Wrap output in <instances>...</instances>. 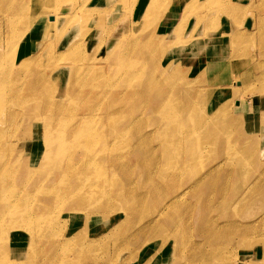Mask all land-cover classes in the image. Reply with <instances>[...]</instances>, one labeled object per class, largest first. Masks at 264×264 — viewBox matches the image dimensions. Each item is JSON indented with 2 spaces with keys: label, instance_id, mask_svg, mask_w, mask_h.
I'll list each match as a JSON object with an SVG mask.
<instances>
[{
  "label": "rangeland",
  "instance_id": "obj_1",
  "mask_svg": "<svg viewBox=\"0 0 264 264\" xmlns=\"http://www.w3.org/2000/svg\"><path fill=\"white\" fill-rule=\"evenodd\" d=\"M40 3L50 6L47 14H34ZM149 3L148 0H0V237H5L7 243V249L5 246L0 252L3 255L0 264L5 263L7 256L19 259L9 261L16 264H222L225 260L224 264H234L239 259L243 262L251 253L264 254V228H261L264 184L256 183L252 190L248 189L251 182L264 174V114L257 120L245 118L242 113L248 111L247 105L235 112V102L228 98L230 89L239 101L246 99V104L264 107L261 39L264 27L259 20L251 21L264 15V0H156L148 14ZM50 13L57 16L54 24L45 20ZM227 20L232 22L229 32ZM178 21L183 25L177 26ZM196 31L210 32V41L187 38ZM134 40H140V44L130 45ZM219 41L223 44L217 47ZM75 42H81V47L65 55L58 53ZM196 45L207 47L206 70L224 61L223 76L219 78L224 84H218L210 73L205 77L206 70L197 65L201 63L198 59L201 51ZM229 56L231 60L225 61ZM29 57L33 59L30 61ZM229 62H235L236 70L242 72L227 71ZM137 90L141 94L134 93ZM220 92L224 97L219 98ZM254 97L260 102L247 101ZM219 100L225 104L226 114L212 118L209 113L221 104ZM55 101L61 104L58 110L51 106ZM182 109H188V115L169 127L170 119L180 115ZM81 110L86 111L87 118L77 124L86 125L92 132V139L89 138L92 144L86 154L94 162L87 169L76 165L78 175L74 178L69 172L65 175L67 167L59 162L57 175L49 179L54 169L51 162L46 167L41 164L46 162L43 150L53 144L47 138L48 130L42 126L48 127L45 121L53 117L50 122L53 126L49 124L51 131L65 130ZM184 119L187 125H183ZM190 127L199 128L193 139L206 135L197 151L187 158L185 151L193 149L183 138L191 132L186 131ZM142 136L146 138L143 140ZM171 136L174 150L183 152L180 157L166 154L164 142ZM83 140L80 138L76 147L65 148L76 152L73 160L82 156L78 155ZM108 154L114 158L109 160ZM211 165L216 171L208 177L204 172ZM63 175L67 178L64 183L57 182ZM199 178L202 182L195 184L193 180ZM39 184L43 186L38 187ZM116 191L121 192L117 207H105L112 214L83 215L82 211L104 210L100 205ZM180 191L183 196L177 203L170 208L166 205L165 216L157 217L156 210L160 209L163 197ZM10 199L17 201L15 228L8 227L6 216L1 217L4 204ZM77 204L79 209L67 210ZM240 223H255L258 230L243 234ZM78 228L87 230L88 243L74 240ZM113 228L118 231L112 232ZM240 236L257 241L252 247H242ZM200 249L209 255L213 252L216 263L211 257L198 256ZM262 259L252 263H260Z\"/></svg>",
  "mask_w": 264,
  "mask_h": 264
},
{
  "label": "bare ground",
  "instance_id": "obj_2",
  "mask_svg": "<svg viewBox=\"0 0 264 264\" xmlns=\"http://www.w3.org/2000/svg\"><path fill=\"white\" fill-rule=\"evenodd\" d=\"M148 1H150V3L148 4V14H150L151 13V11L153 10V8L155 7V1L156 0H148ZM41 2V1H40ZM14 8H15V6H14ZM37 11L35 12L34 11V14H38V13H40V14H47L48 12H46V10H47V8H50V6H45L43 3H40L38 6H37ZM36 9V8H35ZM55 14H57L56 12H55ZM47 16H49V17H47ZM57 18V16L56 15H52V13H50V14H48V15H46L45 16V20L48 22V24H51V23H55V19ZM141 20L142 21H145V17L144 16H141ZM51 22V23H50ZM53 23V24H54ZM181 23V21H178V23H177V26L179 25V26H181V25H183V24H180ZM174 24H176V22H174ZM172 25L173 26V28L175 29L176 28V25ZM135 25L136 24H134V26L132 25V27L134 28L135 27ZM133 28H132V30H133ZM172 28V29H173ZM172 32H174V30H171ZM170 31V34L172 33ZM191 31V30H190ZM213 32V31H212ZM261 33L262 34H264V31L263 30H261ZM190 34V33H189ZM188 34V36H187V38L188 39H191V40H196V41H202V42H207V41H210V35H208V34H210V32H208V34L207 33H201V31H196V32H194V34H191V35H189ZM132 35V34H131ZM156 36V35H155ZM212 37H214L213 36V33H212V35H211ZM172 37V36H171ZM155 38V37H154ZM174 38V37H173ZM262 39V38H261ZM168 40V39H167ZM214 40H219L218 38L217 39H212L211 41H214ZM139 41L140 40H134V41H131V43H130V45H135V44H140L139 43ZM157 41V40H156ZM156 41H155V43H156ZM174 41H176V40H174ZM73 42V41H72ZM159 42V41H158ZM177 42V41H176ZM73 44V43H72ZM223 43H221V41H219L218 42V44H217V47L220 45H222ZM81 45H82V43L81 42H75L74 43V46H71V47H69L67 50H62V51H60V52H58L60 55L61 54H68V53H70L72 50H74V49H76V48H78V47H81ZM127 46H128V44H127ZM197 46V45H196ZM198 48H199V51H201V52H203V54L205 53V55H206V50H207V47H200V46H197ZM66 48V47H65ZM128 49V48H127ZM44 51H41V54L43 53ZM38 54H40V52H38ZM72 54V53H71ZM74 54V53H73ZM72 54V55H73ZM127 54V53H126ZM72 55H70V56H72ZM143 55V54H142ZM204 55V56H205ZM34 56V55H33ZM32 56V57H33ZM41 56V55H40ZM125 56V55H124ZM213 56H216V54L215 53H213ZM35 57V56H34ZM129 57V56H128ZM30 58L31 57H29L28 59L30 60ZM31 59H33V58H31ZM124 59H125V57H124ZM128 60V59H127ZM31 61V60H30ZM222 61V60H221ZM200 62V61H199ZM27 63H29V62H27ZM121 65V64H120ZM87 66V65H86ZM4 67V66H3ZM89 67V66H88ZM84 69H85V67H84ZM82 71V70H81ZM89 71V70H88ZM203 71V70H202ZM90 72H92V71H90ZM204 72V71H203ZM203 72H202V74H203ZM16 73H17V71H16ZM79 73V72H78ZM95 73H96V71H95ZM148 72H146V74H147ZM2 74V73H1ZM18 74V73H17ZM17 74H15V75H17ZM86 74V73H85ZM138 74H140V73H138ZM145 74V73H144ZM149 74V73H148ZM172 74V73H171ZM83 76H84V73L82 74ZM92 75V74H91ZM96 75V74H95ZM94 75V76H95ZM142 75V74H141ZM176 75V74H175ZM205 75V74H204ZM43 76V75H42ZM86 76H88V74L86 75ZM85 76V77H86ZM100 76H102V74L100 75ZM132 76V75H131ZM146 76V75H145ZM203 76V75H202ZM18 77H19V74H18ZM75 77H76V75H75ZM97 77H99V76H97ZM151 77V76H150ZM204 77V76H203ZM40 78V77H39ZM44 78H45V76H44ZM78 78V77H77ZM76 78V79H77ZM87 78V77H86ZM90 78V77H89ZM93 78V77H92ZM133 78V77H132ZM147 78V77H146ZM153 78V77H152ZM174 78V77H173ZM4 79V78H3ZM17 79V78H16ZM40 79H42V78H40ZM39 79V80H40ZM75 79V80H76ZM82 79V78H81ZM98 79V78H97ZM140 79V78H139ZM144 79V78H143ZM142 79V80H143ZM13 80V79H12ZM73 80H74V78H73ZM147 81H148V79H146ZM152 80V79H151ZM164 80V79H163ZM18 81V80H17ZM16 81V82H17ZM43 81H44V79H43ZM83 81V80H82ZM128 80H126V81H124V82H126V83H128L127 82ZM145 81V80H144ZM156 81V80H155ZM11 82V81H10ZM81 82V81H80ZM142 82V81H141ZM12 83V82H11ZM10 83V84H11ZM130 83V82H129ZM134 83V82H133ZM157 83V82H156ZM124 84V83H123ZM142 84V83H141ZM145 84H147V83H145ZM164 84V83H163ZM186 84V83H185ZM3 85V84H2ZM124 85H126V84H124ZM149 85V84H148ZM147 85V86H148ZM162 85V84H161ZM158 86V85H157ZM262 86H264V85H262ZM3 87V86H2ZM141 87H143V86H141ZM145 87V86H144ZM160 87V86H159ZM16 89H18V88H16ZM15 89V90H16ZM14 90V89H13ZM143 89H141V91H142ZM149 90V89H148ZM147 90V91H148ZM151 90V89H150ZM153 90V89H152ZM152 90L150 91L151 93H153L152 92ZM154 90H155V88H154ZM153 90V91H154ZM3 91H4V89H3ZM12 91V90H11ZM10 91V92H11ZM45 91V90H44ZM160 91V90H159ZM112 92V91H111ZM156 92H157V90H156ZM11 93H13V92H11ZM11 93H9V94H11ZM17 93V92H16ZM103 93V92H102ZM134 93H137V94H141L138 90L137 91H134ZM14 94H15V92H14ZM105 94V93H104ZM146 94V90L144 91V94L143 95H145ZM149 94V93H148ZM166 94V93H165ZM168 94V93H167ZM215 94H217V93H215ZM16 95V94H15ZM153 95H154V93H153ZM156 95H157V93H156ZM159 95H160V93H159ZM158 95V96H159ZM162 95V94H161ZM161 95H160V97H161ZM164 95V94H163ZM255 95V94H254ZM10 97L9 98H12L11 97V95H9ZM135 96V95H134ZM165 96V95H164ZM163 96V97H164ZM4 97H5V94H4ZM139 97H141V95L139 96ZM156 97L157 96H155L154 98L156 99ZM162 97V98H163ZM15 98V97H14ZM151 98H153V97H151ZM158 98V97H157ZM5 100V99H4ZM156 100H159V99H156ZM206 100V99H205ZM238 100V99H237ZM142 101V100H141ZM7 102V100L5 101V103ZM11 102V101H10ZM13 102V101H12ZM88 101H86V103H87ZM222 101H220L219 100V104L221 103ZM4 103V102H3ZM175 103V102H174ZM9 104V103H8ZM7 104V105H8ZM78 104V103H77ZM139 104V103H138ZM197 104V103H196ZM60 102L59 101H55V102H53L52 103V107H54L56 110H58L59 108H60ZM141 105H143V103H141ZM153 105H155V104H153ZM201 105H202V102H201ZM206 105V104H205ZM144 106H146V105H144ZM143 106V107H144ZM45 107V106H44ZM187 107H189V105L187 106ZM200 107V106H199ZM70 108V107H69ZM151 109H152V107H150ZM154 108V107H153ZM53 109V108H52ZM51 109V110H52ZM72 109V108H71ZM117 109V108H116ZM201 109V108H200ZM8 110V109H7ZM176 110V109H175ZM178 110V109H177ZM184 110V111H183ZM202 110V109H201ZM61 111V110H60ZM157 111V110H156ZM172 111V110H171ZM170 111V112H171ZM174 111V110H173ZM188 109H182V113H180V115H176V117L174 116V118H172V119H170V122H168V126L170 127V123H172V124H178L179 123V121L181 120V118H183V117H186L187 115H188ZM226 111H227V109H226V107H225V104L224 103H221L219 106H217V107H215L213 110H212V112H210L209 114H210V116L212 117V118H218V116L219 115H224V114H226ZM5 112V111H4ZM64 112V111H63ZM95 112V111H94ZM100 112V111H99ZM102 112V111H101ZM105 112V111H104ZM154 113H155V111H153ZM8 113H10V108H9V110H8ZM52 113V112H51ZM67 113V112H66ZM115 113V112H114ZM65 114V113H64ZM90 113L88 112V115H89ZM202 114V113H201ZM212 114V115H211ZM219 114V115H218ZM228 114V113H227ZM75 115V114H74ZM74 115H72V117H75ZM91 115V114H90ZM93 115H95V114H93ZM99 115H101V114H99ZM108 115H110V114H108ZM114 115V114H113ZM106 116V115H105ZM170 116H171V114H170ZM169 116V117H170ZM90 117V116H89ZM92 117V116H91ZM90 117V118H91ZM143 117V116H142ZM168 117V118H169ZM86 118H87V114H86V111L84 110V111H82L81 110V112H80V114H78V117L77 118H75V119H73V124H70L69 125V127L68 128H66L65 130H57V131H51V128L49 127V124H50V122L52 121V119H53V117L52 118H49L48 117V119H47V121H45L46 123V125L48 126V127H44V126H42L43 127V129H46V130H48L47 131V138L49 139V140H51V142H52V144H53V147H51V148H48V149H44L43 150V153H45V155H46V157L45 158H43L46 162V164L44 163V164H41L43 167H46V166H48L47 165V163H48V161L49 162H51V167L52 168H54L53 169V174H52V176L49 178V179H52L53 177L55 178V176L57 175V171L56 170H58L59 169V162H61V165L62 166H65V167H67L66 169H65V175L66 176H68V172L69 173H71L72 174V177L74 178V177H76V175H78V172H77V170H76V168H75V166L77 165V167H79L80 168V166H82V168H85V169H87L89 166L91 167L92 166V163L94 162V160L93 159H91V157L90 156H87V154H86V150L91 146V144H92V142L91 141H89V138H91L92 139V137H91V133H89L90 131L88 130V127L86 126V125H82V124H77V123H83L85 120H86ZM116 118H118V116L116 117ZM137 118V117H136ZM9 119V118H8ZM104 119V118H103ZM102 119V120H103ZM87 120H89V119H87ZM133 120V119H132ZM131 120V121H132ZM4 121V120H3ZM187 119H184L183 120V125H185L187 122ZM209 121V120H208ZM95 122V121H94ZM1 123V122H0ZM104 123V122H103ZM125 124V123H124ZM123 124V125H124ZM133 124V123H132ZM2 125V124H1ZM50 125H52V124H50ZM97 125V124H96ZM109 125V124H108ZM135 125V124H134ZM140 125V124H139ZM153 125V124H152ZM156 125V124H155ZM187 125V124H186ZM53 126V125H52ZM106 126V125H105ZM129 126H130V124H129ZM132 126V125H131ZM144 126V125H143ZM148 126V125H147ZM91 127V126H90ZM89 127V128H90ZM156 127V126H155ZM99 128V127H98ZM144 128V127H143ZM43 129H41V131L43 130ZM56 130V129H55ZM155 130V129H154ZM160 130V129H159ZM163 130V129H162ZM173 130H175V129H173ZM119 131V130H118ZM186 131H191L189 134H187V135H185L184 134V138H183V140H184V142L187 144V145H189L193 150H189V151H185V156H188L187 158H189V157H191L192 156V154H194V151H197V149H198V146H200L201 144H200V141L203 139L204 140V136L206 135V134H201L198 138H195V139H193V133L194 132H198L199 131V128H187L186 129ZM106 132V131H105ZM113 132V131H112ZM160 132V131H159ZM175 132H176V130H175ZM96 133V132H95ZM119 133V132H118ZM117 133V134H118ZM116 134V135H117ZM144 134V133H143ZM142 135V134H141ZM167 135V134H166ZM43 136H44V134H43ZM43 136H40L42 139L44 138ZM92 136H93V134H92ZM97 136V135H96ZM105 137V136H104ZM115 137V136H114ZM118 137V136H117ZM209 137V136H208ZM46 138V137H45ZM85 139V140H83V141H80V144H81V153H80V155H78V156H81V157H78L76 160H73V155L76 153V152H74V150H65V148H67V145H72L73 147H76L77 146V144H79V142H78V140L79 139ZM146 138V136H142V138L141 139H145ZM171 138H172V136L171 137H169V139L167 140L166 139V142H164V145H165V147H166V154L167 155H169L170 157H172V156H174V155H176V156H181L182 154L181 153H183V152H178V151H176V150H174V148H173V143H172V141H171ZM98 139V138H97ZM134 139V138H133ZM140 139V140H141ZM108 140H110V138L108 139ZM108 140H107V142H108ZM5 141V140H4ZM42 141V140H41ZM40 141V142H41ZM97 141V140H96ZM3 143V142H2ZM106 143V142H105ZM208 143V142H207ZM211 143V142H210ZM36 144V143H35ZM131 144V143H130ZM200 144V145H199ZM170 145V146H169ZM203 145V144H202ZM207 145V144H206ZM141 146H142V144H141ZM99 147V146H98ZM83 148V149H82ZM79 150V149H78ZM106 150V149H105ZM97 151V150H96ZM199 151V150H198ZM137 152V151H136ZM1 156V155H0ZM76 158V157H75ZM114 158V156L113 155H109L108 154V159L109 160H112ZM241 158V157H240ZM238 159V158H237ZM236 159V160H237ZM250 159V158H249ZM141 161H143V160H141ZM54 162H56V164H54ZM108 162V161H107ZM148 162V161H147ZM109 163H111V162H109ZM134 163V162H133ZM171 163V162H170ZM116 164V163H115ZM137 164V163H136ZM141 164V163H140ZM180 164V163H179ZM199 164V163H198ZM235 164V163H234ZM102 165V164H101ZM127 165V164H126ZM181 165V164H180ZM184 165H186V164H184ZM212 165H214V164H212ZM212 165L210 166V167H208V170L206 171V172H204L205 173V175H207L208 177H209V175L215 170L216 171V169H213V167H212ZM5 166V165H4ZM105 166V165H104ZM114 166V165H113ZM116 166V165H115ZM154 167V166H153ZM152 167V168H153ZM220 167H221V165H220ZM226 167V166H225ZM114 168V167H113ZM148 168V167H147ZM2 170H4V168H1ZM155 169V168H154ZM157 169V168H156ZM191 169V168H190ZM222 169V168H221ZM225 169V168H224ZM227 169V168H226ZM218 170V169H217ZM219 170H220V168H219ZM232 170H233V168H232ZM83 171V170H82ZM120 171V170H119ZM144 170H142V172H143ZM224 171V170H223ZM222 171V172H223ZM73 172V173H72ZM118 172V171H117ZM116 172V173H117ZM131 172V171H130ZM129 172V173H130ZM142 172L140 173V174H142ZM152 172V171H151ZM229 172V171H228ZM92 173V172H91ZM203 173V174H204ZM214 173V172H213ZM212 173V174H213ZM220 173V172H219ZM225 173H227V172H225ZM93 174V173H92ZM109 174V173H108ZM144 174V173H143ZM181 175H182V173H180ZM230 174V173H229ZM228 174V175H229ZM260 174V173H259ZM119 175V174H118ZM121 175V174H120ZM119 175V176H120ZM214 175V174H213ZM212 175V176H213ZM233 175V174H232ZM3 176V175H2ZM66 176H62V177H60L59 179H58V181L57 182H61L62 184L64 183V181L67 179V178H64V177H66ZM123 176H124V174H123ZM129 176V175H128ZM163 176V175H162ZM161 176V177H162ZM203 176V175H202ZM211 176V175H210ZM217 176V175H216ZM225 176V174L223 175V177ZM125 177V176H124ZM171 177V176H170ZM173 177V176H172ZM229 177V176H228ZM233 177V176H232ZM111 178V177H110ZM121 178H122V176H121ZM141 178H142V176H141ZM140 178V179H141ZM148 178V177H147ZM196 178V177H195ZM198 178V177H197ZM221 178H222V173H221ZM220 178V179H221ZM109 179V178H108ZM166 179V178H165ZM167 179H168V177H167ZM211 179V178H210ZM223 179V178H222ZM221 179V180H222ZM46 180V179H45ZM45 180H44V182H45ZM48 180V179H47ZM69 180V179H68ZM68 180H67V182H68ZM122 180H123V178H122ZM142 180V179H141ZM22 181V180H21ZM110 181H112V180H110ZM124 181V180H123ZM148 181H149V179H148ZM194 181V183L195 184H197V183H199V182H202V178H199V179H196V180H193ZM192 181V182H193ZM207 181V180H206ZM244 181V180H243ZM23 182V181H22ZM140 182V181H139ZM217 182V181H216ZM219 182V181H218ZM226 182H228V181H226ZM225 182V183H226ZM168 183V182H167ZM215 182H213V184H214ZM221 183V182H220ZM222 183H223V181H222ZM256 183H260L261 184V186H263V184H264V174L263 175H260V176H258L257 177V179L256 180H254L253 182H251L249 185H248V189L249 190H252V188L254 187V185L256 184ZM67 184V183H66ZM91 184V183H90ZM228 184V183H227ZM206 185H208V184H206ZM220 185V184H219ZM229 185V184H228ZM41 186H43L42 184H39L38 185V187H41ZM53 186H55V185H53ZM81 186V185H80ZM124 186V185H123ZM144 186V185H143ZM197 186V185H196ZM205 186V185H204ZM217 186V185H216ZM240 186V185H239ZM258 186V185H257ZM50 187H52V186H50ZM124 187H126V186H124ZM123 187V188H124ZM161 187V186H160ZM194 188H195V186H193ZM192 187V189H193V191H194V193H195V189ZM229 187V186H228ZM259 187V186H258ZM129 188V187H128ZM185 188V187H184ZM189 188V187H188ZM214 188H215V186H214ZM238 188V187H237ZM25 189V188H24ZM43 189H44V187H43ZM47 189V188H46ZM59 189V188H58ZM163 189V188H162ZM167 189V188H166ZM166 189H165V191H166ZM191 189V190H192ZM247 189V190H248ZM33 190V189H32ZM45 190V189H44ZM76 190V189H75ZM150 190H153V189H150ZM174 190V189H173ZM185 190V189H184ZM204 190V189H203ZM218 190V189H217ZM47 190H45L44 192H46ZM50 191V190H49ZM64 191V190H63ZM125 191V190H124ZM163 191V190H162ZM175 191V190H174ZM173 191V192H174ZM30 192V191H29ZM54 192V191H53ZM57 192V191H56ZM67 192V191H66ZM88 192V191H87ZM86 192V193H87ZM146 192V191H145ZM149 192V191H148ZM173 192H170V195L166 198V195L163 197V199L161 200V206H160V209L158 210H156V211H158V214H157V217H159V216H165V209H166V205H167V207H169L170 205H173V204H175V203H177V201H178V199L180 198V197H182L183 196V193L181 192V193H173ZM184 192H186V191H184ZM212 192V191H211ZM152 193V192H151ZM27 194V193H26ZM31 194V193H30ZM43 194V193H42ZM53 194V193H52ZM124 194V193H123ZM140 194V193H139ZM166 194V193H165ZM214 194V193H213ZM121 195V192L120 191H116V192H112V194H109V195H107V201H106V203L105 204H103V205H100V208L101 207H104V210H99V211H93V212H88V213H85V212H83L82 211V213H83V215H87V217L90 215V214H97V215H109V214H112L113 212H109V211H106L105 210V207H108V206H110V207H114L115 205H116V207H117V204H118V197ZM125 195V194H124ZM144 195H145V193H144ZM195 195H197V194H195ZM207 195H209V194H207ZM27 196H29V195H27ZM41 196V195H40ZM146 196V195H145ZM153 196H155V194L153 195ZM185 196V195H184ZM206 196V195H205ZM212 196V195H211ZM210 196V197H211ZM257 196H259V195H257ZM257 196L255 197V198H257ZM195 197V196H194ZM264 197V196H263ZM67 198V197H66ZM82 198V197H81ZM106 198V197H105ZM254 198V197H253ZM1 199V198H0ZM88 199V198H87ZM134 199H135V197H134ZM137 199V198H136ZM167 199V200H166ZM183 199V198H182ZM48 200V199H47ZM144 200V199H143ZM184 200V199H183ZM251 200V199H250ZM22 201V200H21ZM49 201H50V199H49ZM48 201V202H49ZM80 203H82V200L80 199ZM97 201V200H96ZM201 201V200H200ZM16 200L14 199H10L8 202H6V204H4V211L2 212V216L1 217H3V216H6V218L5 219H7L8 220V222L6 223V224H8V227L10 228V227H12V228H15V226H17V224H16V221L14 220L15 218H14V208H15V206H16ZM47 202V201H46ZM143 202V201H142ZM141 202V203H142ZM181 202H182V200H181ZM184 202V201H183ZM193 202V201H192ZM202 202H204V201H202ZM249 202V201H248ZM251 202V201H250ZM68 203V202H67ZM89 204H90V202H88ZM95 203H97V202H95ZM186 203V202H185ZM187 203H189V202H187ZM198 203H200V202H198ZM88 204V205H89ZM133 204V203H132ZM132 204H131V206H132ZM191 204V203H190ZM1 205V204H0ZM80 204H77V206H71V207H68V209L67 210H70V209H79L78 207H80L79 206ZM134 205V204H133ZM136 205V204H135ZM201 205V204H200ZM199 205V206H200ZM204 205V204H203ZM90 206H92L91 204H90ZM177 206V205H176ZM193 206V205H192ZM174 207V206H173ZM194 207V206H193ZM140 208H141V206H140ZM149 208V207H148ZM170 208V207H169ZM187 208H189V207H187ZM203 208V207H202ZM112 209V208H111ZM135 209V208H134ZM41 210V209H40ZM193 210V209H192ZM200 210V209H199ZM203 210V209H202ZM80 211V210H79ZM140 211V210H139ZM174 211V210H173ZM106 212H108V213H106ZM182 212V211H181ZM185 212V211H184ZM202 212V211H201ZM264 212V211H263ZM136 213V212H135ZM143 213V212H142ZM149 213V212H148ZM186 213H188L187 211H186ZM81 214V213H80ZM228 214V213H227ZM30 215V214H29ZM39 215V214H38ZM206 215V214H205ZM32 216V215H31ZM134 216V215H133ZM136 216V215H135ZM227 216V215H226ZM253 216V215H252ZM259 216V215H258ZM261 216V215H260ZM264 216V215H263ZM33 217H34V215H33ZM38 217V216H37ZM104 217V216H103ZM132 217V216H131ZM130 217V218H131ZM147 217V216H146ZM29 218V217H28ZM41 218V217H40ZM205 218V217H204ZM216 218V217H215ZM37 219V218H36ZM129 219V218H128ZM211 219V218H210ZM219 219V218H218ZM27 220H30V219H27ZM124 220V219H123ZM127 220V219H126ZM151 220V219H150ZM149 220V221H150ZM156 220H157V218H156ZM203 220V219H202ZM264 220V219H263ZM120 221V220H119ZM129 221H130V219H129ZM154 221H155V219H154ZM228 221V220H227ZM230 221V220H229ZM146 222V221H145ZM212 222H213V220H212ZM216 222V221H215ZM226 222V221H225ZM236 222V221H235ZM257 222V221H256ZM35 223V222H34ZM67 223V222H66ZM168 223V222H167ZM233 223V222H232ZM238 223V222H237ZM144 224V223H143ZM264 224V223H263ZM40 225V224H39ZM57 225V224H56ZM55 225V226H56ZM69 225V224H68ZM133 225V224H132ZM147 225V224H146ZM208 225H210V222H209V224ZM220 225H222V224H220ZM233 225V224H232ZM238 225V224H237ZM4 226V225H3ZM20 226V225H19ZM36 226V225H35ZM60 226V225H59ZM65 226V225H64ZM117 226V225H116ZM129 226V225H128ZM141 226H142V224H141ZM238 226H241L240 227V230L242 229V233L243 234H247L248 235V233H251V232H254V231H257L258 230V227H257V224H255V223H246V224H244V225H242L241 223L238 225ZM260 226H262V225H260ZM57 227V226H56ZM85 227V226H84ZM139 227V226H138ZM158 227V226H157ZM221 227V226H220ZM36 228H39V227H36ZM86 228V227H85ZM85 228H78L76 231H75V233H74V236H73V238H74V240H76L77 241V243H84V242H87V240H88V234H87V230L85 229ZM140 228V227H139ZM145 228V227H144ZM143 228V229H144ZM261 228H264V226L263 227H261ZM50 229V228H49ZM57 229V228H56ZM55 229V230H56ZM64 229V228H63ZM120 229V228H119ZM216 229V228H215ZM219 229V228H218ZM223 229V228H222ZM6 231H7V229H5ZM39 230V229H38ZM48 230V229H47ZM131 230V229H130ZM33 231V230H32ZM31 231V232H32ZM36 231H37V229H36ZM49 231V230H48ZM47 231V232H48ZM52 231V230H51ZM118 231V228H113L112 229V232H117ZM201 231V230H200ZM260 231V230H259ZM46 232V233H47ZM56 232V231H55ZM55 232H53V237H54V233ZM65 232V231H64ZM68 232V231H67ZM127 232V231H126ZM14 233V232H13ZM16 233V232H15ZM41 233V232H40ZM45 233V234H46ZM215 233V232H214ZM7 234V233H6ZM28 234V233H27ZM39 234V233H38ZM104 234H106V233H104ZM159 234V233H158ZM226 234V233H225ZM262 234V233H261ZM15 235V234H14ZM32 235V234H31ZM31 235H30V237H31ZM34 235V234H33ZM36 235V234H35ZM51 237H52V235L51 234H49ZM125 235V234H124ZM129 235V234H128ZM127 235V236H128ZM254 235V234H253ZM45 236V235H44ZM102 236V235H101ZM113 236V235H112ZM126 236V235H125ZM129 236H131V234L129 235ZM259 235H257V237H258ZM28 237H29V234H28ZM47 237H49V236H47ZM63 237V236H62ZM61 237V238H62ZM110 237V236H109ZM38 238V237H37ZM42 238V237H41ZM45 238V237H44ZM54 238H56V236L54 237ZM96 238V237H95ZM99 238H100V236H99ZM117 238V237H116ZM240 238V246H242V247H244V246H249V247H252L253 245H254V243L257 241L255 238V240H252V239H250L251 241H249L247 238H245V236L242 238L241 236L239 237ZM252 238V237H251ZM259 238V237H258ZM257 238V239H258ZM263 238V237H262ZM6 239H7V237H6ZM28 239V238H27ZM71 239V238H70ZM93 239V238H92ZM104 239V238H103ZM108 238H106L105 240H107ZM118 239V238H117ZM214 239V238H213ZM259 239H261V238H259ZM264 239V238H263ZM0 240L2 241V244H0V252L2 253V250L5 248V246H6V241H5V237H0ZM53 240V239H52ZM57 240V239H56ZM104 240V241H105ZM114 240V239H113ZM262 240V239H261ZM48 241H50V240H48ZM93 241H95V243L97 242V239H93ZM103 241V242H104ZM264 241V240H263ZM31 242V241H30ZM36 242V241H35ZM59 242V241H58ZM106 242V241H105ZM262 242V241H261ZM88 243V242H87ZM86 243V244H87ZM93 243V242H92ZM102 243V242H101ZM125 243V242H124ZM260 243V242H259ZM29 244V243H28ZM50 244H51V242H50ZM63 244V243H62ZM74 244V243H73ZM72 244V245H73ZM196 244V243H195ZM66 245V244H65ZM71 245V244H70ZM100 245V244H99ZM123 245H125V244H123ZM126 245H127V243H126ZM126 245L125 246H123V247H126ZM222 245V244H221ZM236 245V244H235ZM42 246V245H41ZM51 247H52V245H50ZM86 246V245H85ZM88 246V245H87ZM213 246V245H212ZM234 246V245H233ZM237 246V245H236ZM259 246V245H258ZM31 247H32V245H31ZM61 247V246H60ZM80 247V246H79ZM215 247V246H214ZM219 247H220V244H219ZM38 248V247H37ZM65 248V247H64ZM75 248V247H74ZM81 248V247H80ZM94 248V247H93ZM104 248V247H103ZM117 248V247H116ZM206 248V247H205ZM234 248V247H233ZM260 248V247H259ZM6 249H7V246H6ZM33 249V248H32ZM32 249H30V250H32ZM52 249V248H51ZM57 249V248H56ZM67 249V248H66ZM83 249V248H82ZM81 249V250H82ZM87 249H89V248H87ZM27 250H29V249H27ZM35 250V249H34ZM70 250V249H69ZM76 250V249H75ZM78 250V249H77ZM76 250V251H77ZM105 250H106V248H105ZM232 250V249H231ZM33 251V250H32ZM56 251V250H55ZM59 251H60V249H59ZM222 251V250H221ZM252 251V250H251ZM258 251V250H257ZM260 251V250H259ZM4 252V251H3ZM27 252V251H26ZM35 252H37L36 250H35ZM51 252V251H50ZM233 252V251H232ZM29 253V252H28ZM31 253V252H30ZM39 253V252H38ZM45 253V252H44ZM61 253V252H60ZM65 253H66V251H65ZM64 253V254H65ZM85 253V252H84ZM112 253V252H111ZM122 253V252H121ZM230 253V252H229ZM32 254V253H31ZM33 254H34V252H33ZM36 254V253H35ZM103 254V253H102ZM106 254V253H105ZM231 254V253H230ZM233 254H234V252H233ZM40 255V254H39ZM45 255V254H44ZM256 255H258L257 257H259V258H263L261 261L262 262H260V263H252V262H255L256 261V259H259V258H256ZM5 256H7V255H5ZM4 256V257H5ZM28 256H30V254L28 255ZM32 256V255H31ZM37 256H38V254H37ZM43 256V255H42ZM52 256V255H51ZM50 256V257H51ZM78 256V255H77ZM106 256V255H105ZM110 256V255H109ZM112 256V255H111ZM198 256H208V257H211V259L210 260H212V262H215V261H217V258L215 257V255L213 254V252H211L210 253V255L209 254H207V253H205L202 249H200L199 251H198ZM0 257H3V255L2 254H0ZM36 256H34V257H32L33 259L35 258ZM55 257V256H54ZM89 257V256H88ZM94 257V256H93ZM31 258V259H32ZM37 258V257H36ZM36 258L34 259V260H36ZM39 258V257H38ZM57 258V257H56ZM59 258V257H58ZM57 258V259H58ZM62 258V257H61ZM107 258V257H106ZM231 258V257H230ZM234 258H235V256H234ZM26 259V258H25ZM54 259V258H53ZM60 259V258H59ZM63 259V258H62ZM62 259H60V260H62ZM86 259H88V258H86ZM232 259V258H231ZM16 260H19V259H16L15 257H12V258H8V256L6 257V261H4L5 263L4 264H16V262L15 263H11V262H9V261H16ZM30 260V259H29ZM64 260H66V259H64ZM81 260V259H80ZM43 261H46L45 259L43 260ZM68 261V260H67ZM88 261H89V259H88ZM91 261V260H90ZM220 261V260H219ZM226 261V260H225ZM225 261H223L222 262V264H224V262ZM257 261H259V260H257ZM28 262V261H27ZM54 262V261H53ZM64 262V261H63ZM70 262H71V260H70ZM74 262V261H73ZM77 262V261H76ZM83 262V261H82ZM188 262H190L189 260H188ZM230 262V261H229ZM3 263V262H2ZM35 262H32V264H34ZM40 263V262H39ZM84 263V262H83ZM88 263V262H87ZM90 263V262H89ZM109 263H111V262H109ZM191 263H193L194 264V262H191ZM201 263V262H200ZM199 263V264H200ZM216 263V262H215ZM19 264H21V263H19ZM28 264V263H27ZM50 264V263H49ZM91 264V263H90ZM93 264V263H92ZM97 264H98V262H97ZM196 264V263H195ZM202 264V263H201ZM219 264V263H218ZM229 264V263H228ZM234 264H264V254L263 255H261V254H259V253H251V254H249V257H247L243 262H241V259H239V260H236L235 261V263Z\"/></svg>",
  "mask_w": 264,
  "mask_h": 264
},
{
  "label": "crops",
  "instance_id": "obj_3",
  "mask_svg": "<svg viewBox=\"0 0 264 264\" xmlns=\"http://www.w3.org/2000/svg\"><path fill=\"white\" fill-rule=\"evenodd\" d=\"M254 2H256V1H254ZM259 16H260V18L258 17L257 20L256 19H252L251 21L254 20V22H258V20H259V21H261L262 26L264 27V19L262 18L264 15L262 14V15H259ZM250 23H249V27H250ZM226 24H227V32L231 31L230 27L232 25V22L230 20H227L226 21ZM243 28H245V27H242L241 29H243ZM262 40H264V37L262 38ZM193 49H194V46H193ZM227 52L228 53L230 52V50L228 48H227ZM198 55H199L198 56L199 57L198 59L201 60V63L200 64L197 63L198 67L200 68V70L201 69H205V65H206V58L204 57L205 53L203 54V52H201ZM228 58L231 60V58L229 56V57H227V59H225V61L227 60V62H228V60H229ZM221 62H217L216 64L212 65L211 68H207V70L205 69L206 70L205 71V77L208 78L207 74L210 73L211 74L210 77L215 78L218 81V84H224L223 83V80H221V81L219 80V78H222V76H223V74H221V72H222V64L224 63V61H221ZM235 64H236L235 62H229L228 63V66L229 67L227 66L226 67V70L229 71V72L231 71L232 74L235 73V72H242V70H239V71L236 70V65ZM233 91L234 90H230L229 89V91H228V93H229L228 98L232 99V101L234 100L233 102H235V105H234L233 110L235 112L239 111V108L241 106L244 107L245 105H247V108H245V109H248V111L244 112V114L242 113V115L245 118H254L255 117L254 119L257 120L260 116H262L264 114V107L260 106V104H257L258 106L256 104H254V103H247L246 104V103H244L246 101V99L243 102L241 100L239 101V100H237L238 99V96H236L233 93ZM221 95L224 97V95L220 92L219 93V98L221 97ZM254 99H256L257 101H259L256 97L251 98V99H249L247 101L248 102L250 100L253 101Z\"/></svg>",
  "mask_w": 264,
  "mask_h": 264
}]
</instances>
